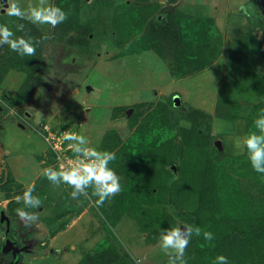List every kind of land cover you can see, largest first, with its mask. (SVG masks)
Here are the masks:
<instances>
[{
    "label": "rangeland",
    "instance_id": "obj_1",
    "mask_svg": "<svg viewBox=\"0 0 264 264\" xmlns=\"http://www.w3.org/2000/svg\"><path fill=\"white\" fill-rule=\"evenodd\" d=\"M189 1L198 4L192 6L195 9H188L187 6H191ZM31 2L21 0L25 8ZM51 2L68 13L67 20L55 28L9 17L1 9L0 24L9 26L13 31L15 25H24L23 31L16 32L17 36L39 40L47 35L48 39L42 40L32 57H21L4 45L0 49L4 56L0 61V77L6 69L18 68L27 73V80L14 101L26 96L24 104L27 106L35 96L37 100L39 98V104L29 111L36 110L35 119L31 122L32 126L27 127L39 141V147L35 149H39L41 156L46 150L47 158L50 155L53 159L56 157L52 146L38 132L42 125L50 127L54 134L66 131L84 135L89 141L88 147L116 154L109 167L120 177L122 190L98 209L95 205L98 197L92 195V188L87 190L88 198L80 196L73 199L70 196L71 187L53 185L42 175L44 168L37 167L38 173L32 176L27 133L17 129L12 134L14 138L18 135L20 141L9 149L12 152L16 150L19 155L18 158L9 156L6 162L14 173L26 180L27 187L35 185L33 195L42 200L41 207L34 209L35 212L41 215L42 220L52 219L51 225L56 227L58 223L53 220L54 217L62 214L68 219L76 211L84 210L77 224L69 222L53 244L29 247L34 255L21 261L22 264H137L138 261L139 264H168V256L159 246L160 237L157 234L161 232L160 224L162 229L168 228L165 225H169L171 220L174 226L177 223L197 226L198 220H202L204 231L205 220L213 215L210 203L202 204L200 200V197L210 195V189L201 190L200 183L195 189L193 179L184 180L185 183L173 180L170 173L173 172V164L179 173H188L187 177L200 179L210 176L208 170L212 169L214 177L235 193L239 194V187L242 191L252 187L264 196V174H260L258 179L248 175L253 168L247 150L237 149L234 143L237 137L242 140L251 131L248 116L258 101V88L264 90V55L259 54L260 51L264 53V16L257 10L251 16L240 11L242 4L246 7L255 5V0H178L177 4L169 5V13L175 7L181 13L189 11L180 25L184 28L181 33L186 31L189 39L185 45L190 46L178 45L173 55L167 50L165 54L169 58L165 56V59L153 49H136L134 53L118 56L128 47L132 49L141 43L143 33L138 36L140 30L150 27L152 19L161 18L156 12L147 18L155 7L154 0ZM0 3L7 7L6 0H0ZM200 13L203 18L198 22L196 17H200ZM145 17L147 20L143 23ZM213 17H217L216 21L212 20ZM167 23L170 24L168 20ZM158 25L167 33V25ZM245 25L255 31L263 48L252 39H247V34L239 32L238 29ZM200 38H205L202 46ZM180 41L183 40L180 38ZM124 42L125 46L122 45ZM129 43L130 46L126 47ZM205 44L208 47L202 49ZM214 59L216 61L212 63ZM3 91L0 88V102L4 98L6 110L14 115L15 120H21L20 116L27 114L26 108L18 112L14 101L6 98L8 94ZM175 96L182 100V104L176 106L185 112V115L181 113L185 117L182 120L169 112L173 107L171 99ZM162 102L166 103L168 112L159 114L157 108ZM192 107L206 115L198 117L200 123L195 130L190 128L191 119L186 118L187 111ZM173 109L176 110L175 107ZM157 115L159 119L154 117ZM182 127L189 128L186 135L181 133L182 130L178 131ZM161 130L172 135L168 145L166 142L165 146L161 145ZM145 133L148 139H157L155 148L152 142V147L143 143L142 135ZM120 139L118 152L113 151L114 148L112 151L104 148L111 140L118 144ZM176 155L177 158L183 157L187 165L182 167L180 160L170 162ZM16 162L21 165H16ZM3 165L4 174H0V183L6 182L7 175L13 184L19 185L14 180V174ZM203 169L206 172L202 175ZM166 185L171 189L168 193L164 190ZM177 188L188 192L186 198L175 197ZM226 193L225 188L223 191L218 187L219 198L222 195L224 199ZM164 196L176 198L177 202L185 200V203L172 205L173 201L169 200L163 202V206L158 205L156 210L147 201L150 197L157 202ZM4 200V193L0 191V206H6L7 201ZM21 208H24L23 202ZM163 208L172 215V219L164 214L163 220L159 219V228H156L152 221ZM64 222L66 220L61 224ZM6 225L3 218L0 223V264H14L13 249L3 239ZM46 226L48 228L47 223ZM221 227L227 228V224L205 229L214 234L212 241L204 240L196 244L194 239L191 240L186 251L187 264H194L197 256L202 261L210 259L214 262L218 255L225 256L227 251L237 253V246L232 245L225 252L219 246V239L224 233ZM51 247L59 249L56 255L50 253ZM206 252L208 257H205Z\"/></svg>",
    "mask_w": 264,
    "mask_h": 264
},
{
    "label": "clouds",
    "instance_id": "obj_2",
    "mask_svg": "<svg viewBox=\"0 0 264 264\" xmlns=\"http://www.w3.org/2000/svg\"><path fill=\"white\" fill-rule=\"evenodd\" d=\"M6 5L7 7L4 3H0V9L3 10L4 14L9 17H16L19 20H27L35 25H49L55 28L68 18V13L55 6L51 0H32L27 8L22 6L21 0H6ZM256 10L255 5L246 7L242 4L240 6V11L246 16H251ZM23 30V24L15 25V31L7 25L0 24V47L7 45L11 52H15L21 57L35 56L37 47L42 40L48 39V36L45 35L38 40L30 36L16 35V32ZM253 126L255 131H250L242 140L237 137L234 143L237 149L244 148L247 150L248 160L253 170L264 174V109H261L257 114ZM43 127L42 125L38 132L41 133ZM63 140L66 141L68 148L62 153L74 158L75 161H70L68 166L60 165L58 155L52 149L53 153L56 154L57 167L44 168L42 175L55 186L61 184L70 186L72 189L70 196L73 199H78L80 196L88 198L87 190L92 188V195L98 197L95 205L99 209L106 201L122 190L120 177L114 169L109 167V164L116 159V154L88 147V139L84 135L75 132H65ZM34 191L35 185L31 184L22 195L15 197L18 203L23 202L24 208H18L16 212L25 226L35 224L39 219L36 212L27 210L37 209L42 205V200L33 195ZM181 225H183V228ZM201 235L205 241H212L215 238L212 232L202 231L200 227L187 223H177L173 227L161 229L159 246L168 256V264H187V246L193 236L200 237ZM137 264H139V261ZM213 264H229L228 257L218 255Z\"/></svg>",
    "mask_w": 264,
    "mask_h": 264
},
{
    "label": "trees",
    "instance_id": "obj_3",
    "mask_svg": "<svg viewBox=\"0 0 264 264\" xmlns=\"http://www.w3.org/2000/svg\"><path fill=\"white\" fill-rule=\"evenodd\" d=\"M146 5L151 6L150 4H146ZM154 12H155V8H153V11H150L147 18L150 15H152ZM147 18L145 17L143 23L146 22ZM173 18H175V20H173L172 23H170V24L167 23V18L165 16L161 20L157 17L155 19H152L150 27L146 28L144 31L142 28V30H140V32L138 33V36H140L143 33L140 36L141 43L137 44L132 49H130V47H128V46H130V43H129L126 46V47H128V49L125 52H121L118 56L127 55L129 53H134L136 49H138L140 51H144L146 49L148 51L149 50L151 51L153 49L157 55H160L161 57H164V59H165L166 58L165 56H167L165 54L167 52V50L169 53L170 47H172L174 44L179 43L180 38H178V37L180 35V26L181 25L179 26L178 22H180V24L183 23L184 15L181 13V16L178 17L175 14L173 16ZM198 20L200 21L202 19L199 18ZM159 23L164 24V26L167 25V27H165V29L167 30L166 31L167 33H165L164 31H162V29L159 28V25H158ZM168 26H170V27H168ZM247 39H252L255 43L258 44V41L256 40V38L250 32H247ZM125 43L126 42H124L122 45H124ZM187 53L189 55V52H187ZM190 53H193V52H190ZM174 73H175V71H174ZM176 75H178V72ZM257 93L259 95V97L257 99L258 101L253 106V110L249 113V116H248V128L251 131H255L254 126H253L254 119L256 118V116L260 112V110L264 109V90H261V88H258ZM171 102L173 104V107L176 108V110L173 109V107L170 108V110L168 109L170 114L172 116H175L176 119H180V120H182V118L184 119L185 118L184 117L185 112L183 113L180 110V108L176 107L178 105H181L182 101L180 100L178 103L177 101H175V98L174 99L172 98ZM159 105H160L159 108H157L159 114L166 113V111H167L166 103L162 102V103H159ZM187 112H188V114H187L186 118L191 119V121H192L190 128L194 129V130L198 129V126L200 123L198 120V117L204 118L206 115L201 114V110L196 108V107L195 108L192 107ZM181 113H183L184 115H182ZM154 117L159 119L158 115L154 116ZM137 119L138 118H136V121H137ZM184 127H186V126H184ZM184 127H182L178 131L182 130L183 132L181 131V133L186 135V132L187 133L189 132L188 131L189 128H184ZM137 130H138V128H137ZM114 132H116V131H114ZM161 132H162L161 133V140L163 141L161 145L165 146V142L168 145V143L172 139V137H171L172 135H168V133L163 131V130H161ZM195 133H196V131H195ZM142 137H143V143L147 144V146L149 145V147H152L150 145V142H152L154 144V148H155V144H156L157 139L153 140V137L148 139V136H146V133L144 135H142ZM173 139H174V141H176L175 137H173ZM121 141L122 140L120 139L118 144H115L111 140L109 143H107L105 148H108L111 151L114 148L113 151L118 152V150H119L118 146L120 145ZM177 160H180V165L182 167L187 165L185 163V161L183 160V157L179 156L177 158V155H176L175 159L170 160V162L175 163ZM118 168H120V167H118ZM205 172L206 171L203 169V171H201V174L203 175V173L205 174ZM208 172H210V176L206 175L205 178H203V179H200L199 177H192V176L187 177L188 173L187 174L179 173L178 170L170 172V173L172 174V178L175 181H180V182L185 183L184 180L187 181L189 179L190 180L193 179V182L194 181L196 182L195 189H198V183H200V189L201 190L206 189V188L210 189L211 192H209V194H210L209 196L208 195L205 197L203 196V198L200 197L202 204H207L208 202L210 203V210L213 212L212 217L207 218L205 220V223H204V221H203V223L206 224V227H205L206 230L211 228L212 226H215L216 228H218V224H221V223L227 224V228H223V227L220 228L221 232L224 231V233L222 232L223 234L221 235V237L219 239V241H220L219 246L224 250V252H225V249H227V248L229 249V247L232 245L237 246V248H236L237 253L235 252V254H234V250H233V251H227V253L225 254V256L230 259L229 263L231 262L232 264H264V222H263L264 221V196L262 195L261 192L254 190L252 187L245 188V191H242L241 188L239 187V194L235 193V191L230 190L227 186H225L223 183H221L220 181H218L214 177L212 169H209ZM250 174L257 177V179H258V176L260 175V173H257L255 170H250L248 175H250ZM179 176H182V178H180L181 180L178 179ZM169 178H170V176H169ZM172 178L169 180V182L172 180ZM262 184L264 185V183H262ZM218 187L222 188L223 191H224V188L226 189V192H227L226 195L227 196L224 194V199H223L222 195L219 198V196L217 194L218 193ZM164 190H166V193H168V191L171 189H169V186L166 185V188ZM187 193H188L187 191H182V190L177 188L176 193H175V197L179 196L182 198H186V196L188 195ZM245 193H247V194H245ZM169 200L173 201V202H171L172 205L185 203L184 202L185 200H183V199H182L183 201L177 202L176 198L171 199L169 196H164V197L160 198L157 202H155L154 198H150V197L147 198V201L151 202L150 204L152 206H155L156 210H158V205L163 206V202H167ZM221 200H224L222 202V206H221ZM219 202H220V204L218 207L217 205ZM155 203H156V205H155ZM225 203H226V206H225ZM225 207H226V210H225ZM164 214H167L169 216V218L172 219V215L169 212L167 213L166 209L163 208L162 212L159 215H157L154 219L152 218L153 219V221H152L153 226H156V228H159V224H160L159 219L163 220ZM250 214H252V215H250ZM201 221L202 220H198L199 223L197 222L196 225L199 226L198 224H200V228L203 229L204 225L201 223ZM165 226L173 227L174 222L171 220V223L169 225H165ZM160 228L161 229L163 228L161 226V224H160ZM205 229H204V231H206ZM157 235H158V237H160V234H157ZM192 239H194V243H196V244H200L201 242H204L203 236H200V237L193 236ZM205 249L206 248H204V250ZM207 254L208 253L206 252L205 257H208ZM202 259H204V256ZM234 261H235V263H234ZM194 262H195L194 264H201L202 262H203V264H213V261H210V259L208 260V262L202 261L199 256H197L194 259Z\"/></svg>",
    "mask_w": 264,
    "mask_h": 264
},
{
    "label": "crops",
    "instance_id": "obj_4",
    "mask_svg": "<svg viewBox=\"0 0 264 264\" xmlns=\"http://www.w3.org/2000/svg\"><path fill=\"white\" fill-rule=\"evenodd\" d=\"M177 1L178 0H167V1L164 0V3H163V0H154L155 4L153 3V6H155L154 8H155V12L157 13V15L159 14L158 17H161V18H159L160 20L165 16L167 18V20L170 23H172V21L175 20V18H173V16L175 14L178 17L181 16V11H180V9H176L177 7H175L173 10H171L170 11L171 13L167 12V7L169 5H172V4L173 5L177 4ZM165 2L167 5H165ZM189 3L191 4V6H187L188 9L189 8L193 9L194 7H192V6L194 4H197L194 1H189ZM147 4H149V3H147ZM255 7H256L257 11L264 16V9L262 10V7L260 6L259 0H255ZM0 12H2L1 9H0ZM187 12H189V11L185 10L182 12V14L188 15ZM199 16L200 17H196V18H198V19L203 18L202 14ZM215 19H217V17H215L212 20H215ZM198 22H200V21H198ZM178 23L180 26V22H178ZM201 28H202V26L200 27V30H201ZM216 29H218V28L216 27ZM182 30H184V28L180 26V35L178 38H181L183 41L179 40L178 44H174L172 47H170L169 52H171L172 55L176 53V49L178 48V45H179V47L180 46H186V47L190 46V45H185L187 42H189L188 41L189 39L187 37V32L185 31V32L181 33ZM238 30H240L239 32L245 33V35L247 34V32L252 33V35L258 41V44L261 45V47H262V41L257 37L254 30L248 29L246 25L243 27L241 26ZM262 30H263L262 34L264 35V27L262 28ZM236 37H241V36H236ZM204 39L205 38L199 39L201 41V46L203 45ZM224 43H225V41L223 40L222 45H224ZM205 46L208 47L207 44H205L202 47V49ZM3 48H4V46L0 47V49H3ZM256 51H259V50L257 49ZM6 53H7V51H5V54ZM259 54L264 55V53L261 51ZM2 55L3 54L0 53V61L4 57ZM187 55H188V53H187ZM215 61L216 60L214 59L212 61V63ZM189 73H192V72H188L187 74H189ZM27 77H28L27 73L22 69H18V68L16 70L10 69V71H7V69H6L4 71V73L2 74V77H0V88H2L4 90L3 92H6L8 94V95L6 94L7 95L6 98H8V99L10 98V100L14 101V98L17 97L18 93L21 91L20 89L25 84ZM180 77H182V76H180ZM25 97L26 96H24L22 98H18L19 99L18 101H14V103H15L14 108L18 112H20V110H22L23 108H26V111L28 114V115L26 114L25 116H20L21 120H19V121L15 120L14 115L10 111L6 110L3 102H0V169H1L0 174L1 175L4 174L3 168H1L2 165L4 164L3 167L4 166L7 167L11 171V173L14 174V176H15L14 180L19 183V185H17L16 183L13 184L11 182V180L8 179L7 175L5 176L6 182L0 183V191H2L4 193V197H5L4 201H7V204L5 207L0 206V223L4 218L7 225H8L7 219L1 215V208H3L7 218L10 221V225H11L8 237H9L10 241L15 244L16 250L14 249V245L9 244L7 242V233H6L7 227L5 229L3 239H4L5 244L6 245L8 244L9 248L11 247V249H13L14 258H16L14 264H17V263L22 264L21 261H23L26 258H31L32 255H34V254H32L31 249L29 247L40 248V247H44L47 243L53 244V242L59 238L61 233L64 230H66V226L68 225L69 222H75L77 224L82 212L84 211L83 209L82 210L80 209V211H76L75 213H73V215H70L68 219H67V216H62V214L54 217L53 220H55L58 223L56 227H53L51 225L52 219H50L48 221H45V219L42 220L41 215L39 216L38 221L31 226H25L24 223L18 217L16 210L18 208L22 207V201L18 203L16 201L15 197L17 195H22L23 192L26 190L27 185L25 184L26 180L21 179L18 174L14 173L13 169L9 168V165L6 162L10 158L9 156L18 158V155H19V152H17L16 150H13V148H12L13 152L9 149V147L14 146L13 144L17 145L20 141V138L18 135H16L17 138L13 137V134H14L13 132H15L17 129H21V130H25L27 133V140L29 142V146L27 147V150L31 152L30 153V160L32 161V163H31V161H30V163L33 164V170L31 171L32 176H34L35 174L38 173L37 167H42V168H47L49 166H52L54 168L57 167L56 157H55V159H53V156L50 155L49 158H47L46 150L43 152V154L41 156L39 154V149H35L36 146L39 147V145H38L39 141L37 142V140H35L36 137H33V132L28 130L27 125L30 127L32 126L31 122L33 123V121L35 119L36 110L34 112H29V111L39 104V103H37V101H39V98L37 100V97L35 96L34 100L31 103H28L27 106H25L24 103H25V101H27ZM24 122H25V124H24ZM62 125H63V123H62ZM62 125H60V127H62ZM9 126H10V128H9ZM14 126H16V127L14 128ZM78 128L80 129L79 125H78ZM78 128H76L77 131H79ZM120 146H121V143H120ZM35 151H38V152L36 153ZM16 165H18V162H16ZM20 165H18V166H20ZM65 186H66V188H68V185H65ZM88 205L85 207H88ZM27 210L35 212L34 209H27ZM65 220H66V222L61 224V222L65 221ZM46 223L48 225V228L46 226ZM50 250H51L50 253L55 254V255H56V252L59 251V249L57 251L56 248L54 249L52 247L50 248ZM65 254H67V253H65ZM18 255H19V258L16 257ZM21 256H22V258H21ZM45 256H43V257H45ZM43 257H41V258H43ZM36 259H38V256L36 257Z\"/></svg>",
    "mask_w": 264,
    "mask_h": 264
},
{
    "label": "built area",
    "instance_id": "obj_5",
    "mask_svg": "<svg viewBox=\"0 0 264 264\" xmlns=\"http://www.w3.org/2000/svg\"><path fill=\"white\" fill-rule=\"evenodd\" d=\"M50 127L45 126L43 130L41 131V134L43 135L44 139L52 146V148L56 151L58 155V159L60 162V165L68 166L70 161H75L74 158H70L69 156H66L65 153H62L65 149L68 148V145H66V141L63 140V134L66 131L56 132L54 134L53 131L49 130ZM60 167V166H59Z\"/></svg>",
    "mask_w": 264,
    "mask_h": 264
},
{
    "label": "water",
    "instance_id": "obj_6",
    "mask_svg": "<svg viewBox=\"0 0 264 264\" xmlns=\"http://www.w3.org/2000/svg\"><path fill=\"white\" fill-rule=\"evenodd\" d=\"M260 6L262 7V10H263V9H264V3H263V4H260ZM175 101H177V102L179 103V97H178V96L175 97ZM172 169H173V171H176V170H177V167H176L175 164L172 165ZM1 215L4 216V217L7 219V221H8L7 232H6V233H7V242H8L9 244L14 245V249L16 250V246H15V244H14L13 242H11L10 239H9V237H8V234H9V231H10V228H11V225H10V221H9V219L7 218V216H6L5 211H4L3 208H1ZM183 224H184V223H183ZM181 227L183 228V225H181Z\"/></svg>",
    "mask_w": 264,
    "mask_h": 264
},
{
    "label": "flooded vegetation",
    "instance_id": "obj_7",
    "mask_svg": "<svg viewBox=\"0 0 264 264\" xmlns=\"http://www.w3.org/2000/svg\"><path fill=\"white\" fill-rule=\"evenodd\" d=\"M259 3H260V4H263V3H264V0H259ZM16 257H18V258H19V255H18V256H16ZM21 258H22V256H21ZM15 259H16V258H14V261H15ZM17 264H18V263H17ZM19 264H20V263H19Z\"/></svg>",
    "mask_w": 264,
    "mask_h": 264
}]
</instances>
